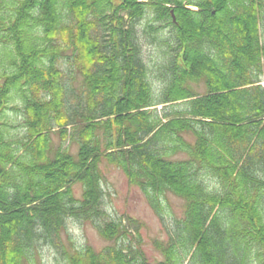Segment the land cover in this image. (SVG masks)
Segmentation results:
<instances>
[{"label":"trees","instance_id":"trees-1","mask_svg":"<svg viewBox=\"0 0 264 264\" xmlns=\"http://www.w3.org/2000/svg\"><path fill=\"white\" fill-rule=\"evenodd\" d=\"M262 28L264 0H0V264H43L42 244L65 264H264ZM106 166L162 221L184 201L162 260L109 217ZM70 220L109 243L65 250Z\"/></svg>","mask_w":264,"mask_h":264},{"label":"rangeland","instance_id":"rangeland-1","mask_svg":"<svg viewBox=\"0 0 264 264\" xmlns=\"http://www.w3.org/2000/svg\"><path fill=\"white\" fill-rule=\"evenodd\" d=\"M147 17L140 23L141 31L146 27ZM146 36L143 43V57L146 64L157 73V66L163 61L162 46ZM159 37H162L160 35ZM261 38L264 40V28L261 29ZM75 74V73H74ZM152 86L154 92H158L159 87L162 86L163 81L157 78L152 73ZM81 77L78 76L75 86L80 85ZM191 86L197 93H205V86L202 83H191ZM182 101H180V104ZM162 112V105L157 106ZM9 121L14 119L19 121L20 116L15 111L8 110ZM55 142L59 139L54 137ZM74 153L77 152V147L72 146ZM105 179L103 182L104 188V207L110 218L121 220L128 226L129 230L137 235L135 226H138L141 238L143 240V247L151 262L156 263L162 260L159 251L154 247L153 241L155 239L164 241L167 239V226L174 218H180L184 210V201L177 196L168 194L167 199L164 200L163 221L154 212V210L147 203L144 195L139 189L129 185L123 173L114 166L104 167ZM73 191L76 197L80 198L82 188L80 184L73 186ZM129 218L135 219L136 225H132ZM61 242L63 248L67 251H73L74 247L81 248L83 246H92L96 250H100L109 242L103 239L97 229L90 222H81L70 220L68 222V229L62 233ZM39 258L43 264H65L61 252L54 246L42 244L39 247Z\"/></svg>","mask_w":264,"mask_h":264}]
</instances>
